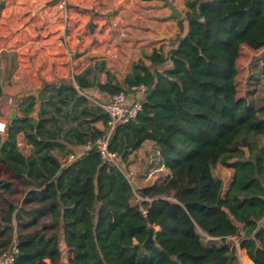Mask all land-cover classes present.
Here are the masks:
<instances>
[{
    "label": "trees",
    "instance_id": "obj_1",
    "mask_svg": "<svg viewBox=\"0 0 264 264\" xmlns=\"http://www.w3.org/2000/svg\"><path fill=\"white\" fill-rule=\"evenodd\" d=\"M185 5L187 29L181 24L173 47L134 63L122 83L107 73L96 84L90 70L75 79L111 98L146 88L142 110L116 128L111 148L120 154L126 132L132 152L151 142L167 176L135 192L95 148L63 162L57 150L69 157L107 130L106 112L81 97L74 128L40 123L23 131L29 151L0 154V257L16 246V264H239L236 237L252 264H264V96H239L237 82L241 48L264 25V0ZM218 166L233 171L227 186Z\"/></svg>",
    "mask_w": 264,
    "mask_h": 264
},
{
    "label": "crops",
    "instance_id": "obj_2",
    "mask_svg": "<svg viewBox=\"0 0 264 264\" xmlns=\"http://www.w3.org/2000/svg\"><path fill=\"white\" fill-rule=\"evenodd\" d=\"M168 2L181 19L170 17ZM186 11L185 0H0V120L8 123L16 111L1 156L8 159L16 145L26 143L23 131L40 123L51 128L50 120L56 119L63 132L74 128L81 97L91 107L109 103L112 98L97 88L81 90L76 77L90 70L88 80L105 84L120 69L121 79L114 82L122 83L134 63L148 64L146 55L173 47L181 24L187 29ZM107 50L114 55L106 56ZM121 138L120 166L135 173L137 190L149 186L145 176L158 158L154 144L132 152L125 141L134 140V134ZM55 154L63 162L67 158L58 150Z\"/></svg>",
    "mask_w": 264,
    "mask_h": 264
},
{
    "label": "built area",
    "instance_id": "obj_3",
    "mask_svg": "<svg viewBox=\"0 0 264 264\" xmlns=\"http://www.w3.org/2000/svg\"><path fill=\"white\" fill-rule=\"evenodd\" d=\"M62 8H64L62 6ZM67 17V15H66ZM126 32L121 33V37H125ZM114 54L110 51H106V56H113ZM130 94L120 93L113 96L109 103L102 105V109L106 112L109 117L107 124V130L105 134L96 141L93 146H84L80 148L79 153H74L66 158V163H72L74 160L79 158L83 153L89 151L92 148H95L96 151L100 154L103 161L118 167L123 170L120 166V157L119 153L111 148V140L116 128L128 121L134 120L138 113L142 110V102L144 99L142 95L145 94L146 88L144 86L133 87ZM8 123L4 120H0V145L5 140L8 133ZM18 147H31L29 142L19 143ZM156 160L152 161V167L148 169L145 176L146 182L149 186L163 181L167 176L168 171L166 170L164 163L158 153ZM124 171V170H123ZM125 176L129 183L134 187L136 175L134 172H125ZM137 195V193L135 194ZM137 198L139 199L138 195ZM144 213H147L144 211ZM18 256V248L14 246L9 252L3 254L0 257V264H16Z\"/></svg>",
    "mask_w": 264,
    "mask_h": 264
},
{
    "label": "rangeland",
    "instance_id": "obj_4",
    "mask_svg": "<svg viewBox=\"0 0 264 264\" xmlns=\"http://www.w3.org/2000/svg\"><path fill=\"white\" fill-rule=\"evenodd\" d=\"M239 71L237 82L239 96L249 97L255 95L264 96V25H261L258 30L252 33L251 41L244 44L240 51V57L237 62ZM122 70L118 69L113 72V80L119 81L121 79ZM250 98V99H252ZM214 175L221 178L225 184L231 181L233 171L231 169L218 166L214 170ZM135 192L137 189L134 186ZM137 201V195H135ZM203 243L212 245L213 240L202 234ZM238 248L239 264H252L246 257L243 251L239 249L236 237L229 239Z\"/></svg>",
    "mask_w": 264,
    "mask_h": 264
},
{
    "label": "water",
    "instance_id": "obj_5",
    "mask_svg": "<svg viewBox=\"0 0 264 264\" xmlns=\"http://www.w3.org/2000/svg\"><path fill=\"white\" fill-rule=\"evenodd\" d=\"M168 5L170 6L171 10H172V14H171V18H174V19H181L182 18V14L177 10V8L175 7V5L171 2H168ZM16 119V111L13 110L12 112V115H11V118L8 122V126H10V124ZM154 231V228H151L150 229V236H149V239L148 241L149 242H152V233Z\"/></svg>",
    "mask_w": 264,
    "mask_h": 264
}]
</instances>
